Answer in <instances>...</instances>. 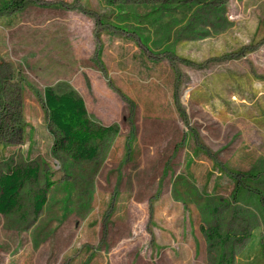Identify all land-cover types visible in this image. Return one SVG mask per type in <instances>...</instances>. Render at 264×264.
Wrapping results in <instances>:
<instances>
[{
	"label": "rangeland",
	"instance_id": "1",
	"mask_svg": "<svg viewBox=\"0 0 264 264\" xmlns=\"http://www.w3.org/2000/svg\"><path fill=\"white\" fill-rule=\"evenodd\" d=\"M10 1L0 174L38 177L0 214V264H264V0ZM46 86L116 126L94 159L55 148Z\"/></svg>",
	"mask_w": 264,
	"mask_h": 264
},
{
	"label": "trees",
	"instance_id": "2",
	"mask_svg": "<svg viewBox=\"0 0 264 264\" xmlns=\"http://www.w3.org/2000/svg\"><path fill=\"white\" fill-rule=\"evenodd\" d=\"M22 3L23 0H13L3 3L2 7L13 11ZM162 8H167V5H162ZM158 11L160 12V9ZM42 102L49 122L56 131L55 148L67 152L75 161L94 159L98 151L95 142L103 141L117 130L115 125H103L91 119L83 98L72 90L57 93L52 87L46 86L43 90ZM1 120L0 133L3 124ZM37 177V166H13L0 174V214H10L18 208L20 190L27 182L36 181ZM46 186L49 188L51 182L47 181ZM46 190L40 189L34 196L35 213L42 209L46 201ZM209 236L211 239L218 238L224 241L216 228L209 230ZM218 264H230V262L222 256Z\"/></svg>",
	"mask_w": 264,
	"mask_h": 264
},
{
	"label": "crops",
	"instance_id": "3",
	"mask_svg": "<svg viewBox=\"0 0 264 264\" xmlns=\"http://www.w3.org/2000/svg\"><path fill=\"white\" fill-rule=\"evenodd\" d=\"M83 100H84V102H85V106H86V109H87L88 116H89L91 119H93L94 121H96L97 123H100V122H98L95 118H92V117L89 115V111H88V103H87V101H86L85 99H83ZM100 124H102V123H100ZM103 125H110V124H103Z\"/></svg>",
	"mask_w": 264,
	"mask_h": 264
}]
</instances>
